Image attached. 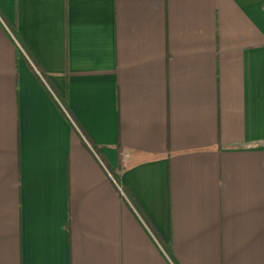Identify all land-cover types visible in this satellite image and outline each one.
<instances>
[{"label":"crops","instance_id":"0c3cea01","mask_svg":"<svg viewBox=\"0 0 264 264\" xmlns=\"http://www.w3.org/2000/svg\"><path fill=\"white\" fill-rule=\"evenodd\" d=\"M0 264H264V0H0Z\"/></svg>","mask_w":264,"mask_h":264}]
</instances>
